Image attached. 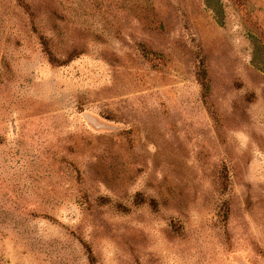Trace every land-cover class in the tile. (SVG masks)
Here are the masks:
<instances>
[{
	"label": "rangeland",
	"instance_id": "1",
	"mask_svg": "<svg viewBox=\"0 0 264 264\" xmlns=\"http://www.w3.org/2000/svg\"><path fill=\"white\" fill-rule=\"evenodd\" d=\"M0 264H264V0H0Z\"/></svg>",
	"mask_w": 264,
	"mask_h": 264
}]
</instances>
